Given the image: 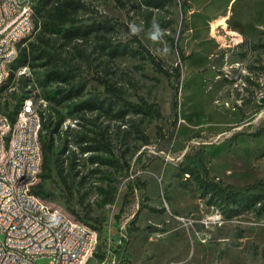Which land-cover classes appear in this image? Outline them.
Instances as JSON below:
<instances>
[{
    "label": "rangeland",
    "instance_id": "rangeland-1",
    "mask_svg": "<svg viewBox=\"0 0 264 264\" xmlns=\"http://www.w3.org/2000/svg\"><path fill=\"white\" fill-rule=\"evenodd\" d=\"M141 2L84 0L80 17L86 24L110 20L115 42L137 49L126 30L135 24L145 47L168 68L180 60L170 39L186 56L192 55L182 63L179 119L174 125L173 80L158 73L148 60L117 58L106 77L125 89L129 101L143 97L157 104L163 118L129 115L116 120L99 114L100 122L110 127L114 154L122 167L100 165L98 173L89 176L85 190L86 203L93 208L91 220L84 217L77 198L71 206L77 214L67 210L58 179L44 181L56 196L43 201L97 233L95 253H103L104 258L94 255L87 264H115L122 236L128 240L124 256L129 264H264V216L244 211L228 217L208 205L195 184L184 188L178 177L180 167H191L200 172L208 169L213 178L233 186L264 182V103L260 101L264 98V0H174L171 14H161L165 21L172 20V28L156 41L145 30ZM184 16L187 28L182 35ZM220 16L227 18L226 26L213 33L211 23ZM93 45L79 46L88 58L77 56L73 64L78 78L88 82V93H103L97 79L105 77V56L92 52ZM71 51L66 49L63 55L69 52L71 58ZM22 77L33 80L35 74L16 70L14 80L1 86H6L0 91L2 101L7 98L14 104L10 97L21 95ZM33 94L39 105L43 90L38 86ZM75 119L68 116L63 129L74 128ZM89 169L87 165L85 171ZM110 181L117 188L115 202L100 208L98 187ZM132 181L137 191L130 188ZM258 192L264 193V187ZM99 218L103 225L94 230Z\"/></svg>",
    "mask_w": 264,
    "mask_h": 264
},
{
    "label": "trees",
    "instance_id": "trees-1",
    "mask_svg": "<svg viewBox=\"0 0 264 264\" xmlns=\"http://www.w3.org/2000/svg\"><path fill=\"white\" fill-rule=\"evenodd\" d=\"M33 7V17L37 25V31L31 36L23 39L19 47L18 56L11 64V71L7 81L15 78V71L27 67L33 71L35 78L20 80L21 95H11L14 104L10 105L7 98H0V112L10 118L12 124L18 122L19 114L22 112L24 100L34 96L33 88L40 87L43 90V100L48 102L46 109L39 112L43 117V128L39 134L42 153L41 170L39 180L32 188V193L42 200L53 199L56 193L48 188L44 181L56 179L65 190L66 207L71 214L76 211L71 207L77 198L84 217L91 220L93 213L91 203H86L88 192L85 185L90 175L98 173V166L104 165L111 168H121L120 160L114 154L109 125L100 122L101 113H105L116 120H124L129 115L161 119L163 115L155 103H150L143 97L138 102L127 99L126 91L106 77L109 75L110 65L119 57L133 56L140 60H148L154 69L174 81L173 110L176 125L178 121L179 89L182 77V63L190 59L192 55L186 56L178 48L174 39L171 44L179 52V62L168 68L163 61L152 54L136 34H132L129 27L126 30L131 36L132 42L137 44L135 49L129 43L115 42L113 33L115 26L106 20L86 24L80 17V12L85 9L84 0H30ZM118 5H123V0H113ZM174 0H142L139 8L142 12L145 30L150 31L155 21L163 30L172 28V20L165 21V16L171 14ZM187 3H185L186 6ZM187 28L185 16L182 19V30L184 34ZM34 41H31V38ZM93 43L92 52H97L104 57L105 77L98 78L103 86V93H88V82L79 79L73 60L77 56L82 59L88 58L85 51L79 46H88ZM72 49L73 56L64 51ZM5 87H0V91ZM104 95V96H103ZM103 96V97H102ZM68 116H75V127H66L64 124ZM87 116V117H86ZM136 133L141 134L139 127H134ZM162 134V129L159 135ZM165 137V136H164ZM167 138V137H165ZM148 144V139H145ZM84 160H81L82 156ZM127 163V159H123ZM87 165L91 169L85 171ZM95 166V167H94ZM188 175V176H187ZM178 177L183 181V187L195 184L202 198L207 200L210 206H216L228 217L238 216L244 211L254 213L256 216H264V193L258 192L264 187V182L245 186H233L224 184L213 178L208 169L203 172L191 167H180ZM130 188L137 191V185L132 181ZM100 195L99 207L104 208L113 204L117 195V188L110 181L106 186L98 187ZM126 197L125 200H127ZM46 202V201H45ZM99 220L100 230L104 219ZM123 245L117 249V262L115 264H129L124 256L127 247V238L122 236ZM95 257L104 258V254L95 253Z\"/></svg>",
    "mask_w": 264,
    "mask_h": 264
},
{
    "label": "built area",
    "instance_id": "built-area-1",
    "mask_svg": "<svg viewBox=\"0 0 264 264\" xmlns=\"http://www.w3.org/2000/svg\"><path fill=\"white\" fill-rule=\"evenodd\" d=\"M32 6L30 0H0V79L8 80L11 71L4 52H19L20 42L37 31ZM18 114L19 121L12 124L0 112V264H87L95 254L97 233L81 222L69 225L67 216L57 218L48 205L29 194V184H37L29 183L34 154L13 159V151L24 144L34 147L35 131H42L35 129V117L41 114L35 111V102L31 117ZM15 168H23L22 192L11 185Z\"/></svg>",
    "mask_w": 264,
    "mask_h": 264
},
{
    "label": "bare ground",
    "instance_id": "bare-ground-1",
    "mask_svg": "<svg viewBox=\"0 0 264 264\" xmlns=\"http://www.w3.org/2000/svg\"><path fill=\"white\" fill-rule=\"evenodd\" d=\"M226 17L220 16L215 21L211 23V31L214 33L218 27H225L226 26ZM235 35V34H234ZM18 56V51H11V52H4V62H13L16 57ZM0 57H2V49H0ZM7 81V79H0V87ZM35 97L29 96L24 100V104L22 107V117H31V106L34 105ZM40 104L37 105L35 103V111H40L42 109H46L48 106V102L46 101H39ZM39 114H41L39 112ZM43 117H35V129H42L43 127ZM19 121V120H18ZM41 131H35V145L31 147V144H24L21 148H14L13 151V159H23L26 157V154H34V167L33 170H29V183H37L39 180V173L41 170V163H42V153L40 147V140L39 134ZM22 175H23V168H15L13 170V176L11 178V185L15 192H22ZM35 184H29V194L32 193V188ZM35 201H43L41 198L34 194ZM44 205H47L43 201ZM49 211L54 213L57 218H64L66 216L60 210L51 208L49 205ZM67 223L71 226H79V223L74 222L73 220L67 217Z\"/></svg>",
    "mask_w": 264,
    "mask_h": 264
},
{
    "label": "clouds",
    "instance_id": "clouds-1",
    "mask_svg": "<svg viewBox=\"0 0 264 264\" xmlns=\"http://www.w3.org/2000/svg\"><path fill=\"white\" fill-rule=\"evenodd\" d=\"M129 27L132 34H136L140 31V28L135 24H130ZM149 35L154 41L160 40L164 35V30H162L160 25L154 21L151 25Z\"/></svg>",
    "mask_w": 264,
    "mask_h": 264
},
{
    "label": "water",
    "instance_id": "water-1",
    "mask_svg": "<svg viewBox=\"0 0 264 264\" xmlns=\"http://www.w3.org/2000/svg\"><path fill=\"white\" fill-rule=\"evenodd\" d=\"M260 101H261L262 103H264V98H262Z\"/></svg>",
    "mask_w": 264,
    "mask_h": 264
}]
</instances>
